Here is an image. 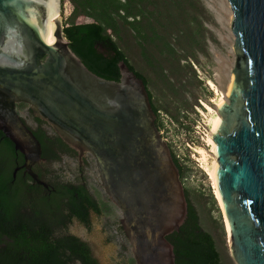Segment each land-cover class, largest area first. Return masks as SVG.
<instances>
[{
    "label": "water",
    "instance_id": "water-1",
    "mask_svg": "<svg viewBox=\"0 0 264 264\" xmlns=\"http://www.w3.org/2000/svg\"><path fill=\"white\" fill-rule=\"evenodd\" d=\"M54 1L0 0V130L47 186L31 169L41 142L17 110L29 104L70 148L95 157L136 264H176L167 236L186 222L188 201L146 84L123 60L119 81L91 71L64 34L63 0L59 16L51 14ZM229 2L236 61L212 129L221 203L213 193L233 259L264 264V0Z\"/></svg>",
    "mask_w": 264,
    "mask_h": 264
},
{
    "label": "trees",
    "instance_id": "trees-1",
    "mask_svg": "<svg viewBox=\"0 0 264 264\" xmlns=\"http://www.w3.org/2000/svg\"><path fill=\"white\" fill-rule=\"evenodd\" d=\"M66 1L73 8L64 21V34L85 65L105 79L119 81V63L125 61L144 80L154 111L163 112L181 127L194 130L197 119L192 120L191 115L201 117L206 110L203 95L207 94L206 82L211 79L203 78L199 68L200 57L210 56L206 23H211L212 15L203 0H63V5ZM44 131L39 136L44 155L59 160L61 154L53 148V143L47 142L56 137ZM57 140L62 148L72 149L61 138ZM14 151L11 143L10 152ZM173 157L180 169L189 208L180 230L167 236L175 247L176 264H225L219 239L205 229L193 201L194 196L204 206L212 203L211 208L220 212L215 221L221 242L226 244L225 225L215 195L212 190L206 194L201 186L189 185L188 154L177 157L173 153ZM47 182L54 188L50 193L48 189L32 186L24 178L14 180L8 165L0 162V239L6 244L0 246V264H39L19 253L25 241L19 239L20 246H14L8 239L21 232L14 229L13 221L26 216L22 206L27 202L52 203L61 221L77 217L88 222L85 204L98 215L113 211L112 203L92 193L86 184L60 182L57 178ZM20 222L25 225L24 221ZM56 241L64 244L62 253L55 251L54 256L41 257L39 261L89 262L84 252L87 242L80 240L82 245L75 247L69 244L72 242L69 237ZM129 261L136 264L134 257Z\"/></svg>",
    "mask_w": 264,
    "mask_h": 264
},
{
    "label": "rangeland",
    "instance_id": "rangeland-1",
    "mask_svg": "<svg viewBox=\"0 0 264 264\" xmlns=\"http://www.w3.org/2000/svg\"><path fill=\"white\" fill-rule=\"evenodd\" d=\"M203 2L212 15V21L211 23H206V26L209 29L207 34L209 37L208 50L210 56L200 57V74L203 78H211L214 80L220 91L226 95L229 84L232 80V70L236 61L233 49L235 35L231 38L230 33L234 32L232 28L230 29V32L226 27V1L203 0ZM72 8V4L69 1L64 3L61 12V18L63 21H65L66 17L70 15ZM209 82L210 79L206 82L209 88L206 91L207 94L203 95V98L206 100V110L203 111L201 117H197L195 114L191 115L192 120L197 119L194 130L190 131L185 127H181L177 122L173 123L171 118L165 113L162 115V117L166 119L167 136L171 139L177 153L182 155L188 154L190 156L189 160H187L189 166L187 180L189 185L196 186L197 188H200L201 186L206 194H209L210 190L213 191L212 183L206 171L200 166L198 158L195 156L194 147L204 146L208 150L210 149L206 146L205 142V136L209 128L204 117V112L208 113L209 107L216 109L215 100L217 95L214 88L209 85ZM226 100H228V96L226 97ZM22 114L30 125L35 128L36 124L31 116L27 115L24 111ZM45 128L52 132L51 128L48 126H45ZM78 165V158L71 160L67 156L61 155V158L58 161L50 162L47 165L45 177L48 181L57 178L60 182H71L76 184L85 182L92 193H98L101 199L104 201H110L103 188L95 157L90 153L87 154V161L84 166L82 177L80 176ZM193 201L200 212L201 221L205 229L211 231L219 239V246L224 263L237 264L231 255L228 239L226 244H222L220 239V232L215 221L216 218L218 219L220 217V212L211 208L213 207L212 203L208 206H204L194 196ZM112 205V213L98 215V219L92 224V229L90 231L91 244L95 255L99 260V264H130L129 259L133 257V254L129 240L121 227L122 212L116 205L113 203ZM72 231L77 234L84 233V230L77 225L73 226Z\"/></svg>",
    "mask_w": 264,
    "mask_h": 264
},
{
    "label": "flooded vegetation",
    "instance_id": "flooded-vegetation-1",
    "mask_svg": "<svg viewBox=\"0 0 264 264\" xmlns=\"http://www.w3.org/2000/svg\"><path fill=\"white\" fill-rule=\"evenodd\" d=\"M17 110L21 114L22 119L24 120L26 125L33 131L34 135L39 139L40 142L41 140L39 136H41L45 132V126L51 128L53 133L47 130V135H51L56 138L52 139L53 142L50 140H47V142H49L50 144L53 143V148H55L59 154L67 156L71 160L78 158V169L80 172V176L82 177L88 153L80 155L77 153V151L68 149V147L64 146L62 148L60 142H58L57 140V138H60V136L58 135L56 130L45 121L36 117L29 104L24 102L18 103ZM23 111L26 112L27 115L31 116L32 120L36 124L35 128L32 127L26 120V118L22 114ZM165 121L166 119L162 117V113L157 114L156 124L159 127L163 137L169 142L172 154L175 153L178 157L179 155L176 148L174 147L171 139H169V137L167 136V125ZM171 121L174 123L173 120ZM11 143L14 145V152H10ZM41 146L42 160L32 164L31 169L36 175L39 176V179L41 181H44L47 184V186L39 183V181L31 175L29 169L25 166L27 162L26 154L23 151L17 149L16 144L9 137H7V135L2 130H0V162L2 161V164L8 165L13 179L17 180L18 178H24L25 180L29 181L32 186H38L48 189L50 190V193L54 190V188L45 180V171L47 165L50 162H55L58 160L50 159L49 157L45 156L42 142ZM79 184L84 185L85 182H80ZM22 207V212L25 213L26 216L22 218H14L13 221L15 226L14 229L20 230L21 232L16 234L14 238H8L12 242L11 244H13L14 246H20L17 243V240L19 239L25 241V243H23V245L25 244L23 249H21V251L19 252L20 254L25 255L26 258L31 261L36 260L35 263L39 262V264H51V262L39 261V258L54 256L55 251H59V253H62L64 244L56 240L62 239L64 237H69L72 241L69 244L75 247H80L82 245L80 240L88 243V247H84V252L85 255H88L89 262L76 260L69 261L68 264H96V260L99 264V260L95 255L90 240V231L92 229L94 217L97 214L93 207L85 204L84 215L87 218L88 222L80 220L77 217L67 219L66 221L59 220L57 215L59 212L55 209L52 203L32 201L25 203V205H23ZM19 221H24L25 225L21 222L19 223ZM74 225L80 226L84 230V233L77 234L73 232L72 229ZM73 236L79 238L80 240H77L76 238L73 239ZM3 239H6V237H4ZM0 246H6L5 243H1V239Z\"/></svg>",
    "mask_w": 264,
    "mask_h": 264
},
{
    "label": "bare ground",
    "instance_id": "bare-ground-1",
    "mask_svg": "<svg viewBox=\"0 0 264 264\" xmlns=\"http://www.w3.org/2000/svg\"><path fill=\"white\" fill-rule=\"evenodd\" d=\"M226 2V9H227V21H226V27L230 30L232 28V23L234 20V12L232 10L231 4L228 0H225ZM50 12L53 16H59V6L57 1L55 0L50 7ZM231 32V30H230ZM235 34L234 33H230L231 38H233ZM210 86H212L214 88V90L216 91V95L217 98L215 100L216 103V109L209 107V112L206 113L204 112V117L206 119L207 122V126H208V132L206 133L205 136V142H206V146H208L210 149L208 150L207 148H205L204 146H195L194 147V152H195V156L198 158V161L200 163V166L206 171L212 185L214 188V192L216 193L217 198L219 199L220 203H221V199H220V195L219 192L217 190V167H218V160L216 157V142L214 141L213 137V125L216 121V119L219 117L220 119H222L221 115L218 112V108L219 106L226 101V97L229 96L230 94V90H231V84H232V80L229 84L228 87V91L227 94L225 95L224 93H222L220 91V89L218 88L217 84L215 83L214 80L210 79L209 82ZM228 227V232H229V226ZM229 240H230V232H229Z\"/></svg>",
    "mask_w": 264,
    "mask_h": 264
},
{
    "label": "built area",
    "instance_id": "built-area-1",
    "mask_svg": "<svg viewBox=\"0 0 264 264\" xmlns=\"http://www.w3.org/2000/svg\"><path fill=\"white\" fill-rule=\"evenodd\" d=\"M162 115H163V112H162ZM178 154H179V156H181V157L185 156V155H182V154H180V153H178Z\"/></svg>",
    "mask_w": 264,
    "mask_h": 264
}]
</instances>
